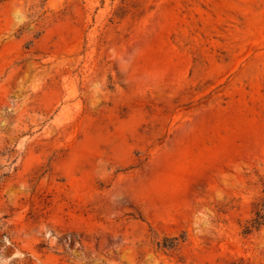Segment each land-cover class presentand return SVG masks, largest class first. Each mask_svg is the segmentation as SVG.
<instances>
[{
	"label": "rangeland",
	"instance_id": "1",
	"mask_svg": "<svg viewBox=\"0 0 264 264\" xmlns=\"http://www.w3.org/2000/svg\"><path fill=\"white\" fill-rule=\"evenodd\" d=\"M264 0H0V264H264Z\"/></svg>",
	"mask_w": 264,
	"mask_h": 264
},
{
	"label": "trees",
	"instance_id": "2",
	"mask_svg": "<svg viewBox=\"0 0 264 264\" xmlns=\"http://www.w3.org/2000/svg\"><path fill=\"white\" fill-rule=\"evenodd\" d=\"M264 227V195L254 203L252 217L247 219L242 225V234L249 236ZM231 264H243L242 261L233 262Z\"/></svg>",
	"mask_w": 264,
	"mask_h": 264
}]
</instances>
